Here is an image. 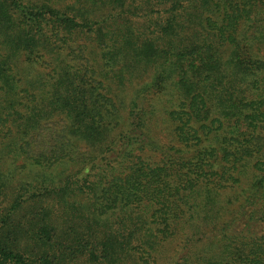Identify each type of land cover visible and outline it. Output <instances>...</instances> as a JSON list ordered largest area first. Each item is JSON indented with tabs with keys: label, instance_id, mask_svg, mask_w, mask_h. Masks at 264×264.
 Instances as JSON below:
<instances>
[{
	"label": "trees",
	"instance_id": "16d2710c",
	"mask_svg": "<svg viewBox=\"0 0 264 264\" xmlns=\"http://www.w3.org/2000/svg\"><path fill=\"white\" fill-rule=\"evenodd\" d=\"M0 264H264V0H0Z\"/></svg>",
	"mask_w": 264,
	"mask_h": 264
}]
</instances>
